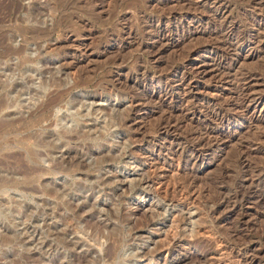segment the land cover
<instances>
[{"label": "rangeland", "instance_id": "374dc122", "mask_svg": "<svg viewBox=\"0 0 264 264\" xmlns=\"http://www.w3.org/2000/svg\"><path fill=\"white\" fill-rule=\"evenodd\" d=\"M227 1L231 4L228 14L233 13L227 16L238 21L249 20L242 10L244 0ZM204 2L193 0L191 7L184 10L179 0H0V264H54L51 258L54 254H58L57 264H123L119 262V257L129 255L134 258L132 264H175V260L164 250L155 256L151 253L155 248L165 249L168 245H175L179 258H191L179 264H264V196L259 202L253 198L243 200V209L247 213L243 217L239 215L240 211L235 210L222 222L213 224L208 214L217 200L218 186L227 187L229 191L240 176L239 169L237 171L232 166L236 157L234 147L257 132L264 135V99L259 104L247 101L246 108L238 111L241 115L247 111L248 115L262 120L259 127L247 122L232 126L235 137L219 142L220 150L216 155L206 152L204 164L197 172L193 171V161L183 167L178 161V152L172 153L176 148L171 150L167 138L158 136L147 142L153 136L161 112L150 115L141 110L136 120L128 124L130 129L120 127L121 121L133 114L126 95L121 91L126 76L132 75L131 80L137 78L138 83H143L153 92L161 91L164 76L173 75L177 62H182L177 58L185 55L184 62L188 67L184 87L198 84L194 91L206 99L215 98L220 104L237 99L235 87L243 83L238 77L239 68L227 73L215 67L214 55L208 48L218 43L214 40L215 36L211 39L213 35L207 33L215 30L221 19ZM138 6H147L146 12L156 16L173 9L176 12L189 11L190 16L201 17L200 22L189 16L183 27L197 34L183 40L174 34L177 43L156 54L154 50L160 44L155 38V21L152 42L149 37L152 28L145 31L137 29L138 23L132 10ZM263 9L264 4L255 10L256 14L264 16ZM164 30L165 38L169 37V32ZM237 31L236 36L240 32ZM127 32L132 33L129 35ZM172 39L170 37V41ZM122 40L125 43L142 41L145 45L153 43V54L145 48L139 50L135 44L122 48ZM23 41L27 43L23 54L4 55L7 48L24 46ZM36 41L40 49L35 47ZM196 49L198 52L193 53ZM58 58H63L61 64H53ZM262 68L264 46L255 56L245 58L240 71H262ZM136 70H139L138 74ZM78 76L87 85L74 89L70 96L83 100L74 106L69 102L62 103L61 108L56 107L49 115V119L53 121L57 117L74 115L73 119L68 118L65 123L52 126L55 132H64L66 137V130H78L79 125H85V131L92 122L98 123L90 131L92 151L102 146L110 150L103 151L101 155H85L79 151L85 166L75 160L66 165L64 152L77 144L62 146L63 139H45L43 128L47 121L41 120L39 112L28 114L29 108H36L37 100L40 101L52 89L54 78L59 88H68ZM42 79L44 85L46 82V92L40 91L38 97L28 94V89H37ZM131 80L127 84L131 85ZM257 81L251 88L263 90L264 76ZM214 85L219 89L207 94L205 89ZM94 93L103 96L99 99L87 97ZM206 105L203 101L200 109L207 117L210 108ZM232 113L229 115L234 117L236 113ZM211 119L207 117L204 120L213 125L218 123ZM180 130L184 132L182 127L176 134ZM130 133L137 137L136 141L130 140ZM263 143L259 145L264 147ZM60 145L61 149L55 150ZM263 160L261 153H252L249 164L251 167L263 165ZM151 163L154 164L152 168ZM190 172L197 176L199 182L196 186L201 187L192 188L195 191L187 188L186 176ZM116 174L119 177H115ZM249 182L242 181V187L247 188L251 185ZM53 185H57L56 192L52 189ZM240 197H237V203ZM69 200L81 208L75 215L71 207L64 203ZM85 202L89 204L85 206ZM102 202L108 203L109 211L102 208ZM220 210L221 215L223 209ZM89 212L94 213L90 220L106 221L107 225L100 229L87 226L84 217L86 219ZM171 214L177 216L176 228L169 224ZM43 219H46L45 224ZM239 219L240 226L236 228ZM55 227L65 233L64 238L74 242L75 246L70 249H47L46 255L41 241L52 240L48 233ZM106 247H113L114 252L117 250L115 259L110 261L103 256ZM244 247L246 253L241 254ZM202 251H209L207 260L194 261L195 255Z\"/></svg>", "mask_w": 264, "mask_h": 264}, {"label": "bare ground", "instance_id": "6f19581e", "mask_svg": "<svg viewBox=\"0 0 264 264\" xmlns=\"http://www.w3.org/2000/svg\"><path fill=\"white\" fill-rule=\"evenodd\" d=\"M179 1L182 2L181 6H183V8H185L184 10H186V9L188 10L191 7L193 0L192 1L189 0L190 2L188 0H179ZM204 1H205L204 3H208L209 7L212 8L213 12L215 14H217V16H219V19H221V21L219 22V24L217 25L215 30L212 29L213 30L212 32L207 33V34L213 35V37L211 36L212 38L209 36L211 39H213L215 36L216 39H214V40L217 41L218 44L214 45L215 47L210 46V45H212V44H210L209 45L210 47L209 48L207 47V48L210 49V52L212 53V55H214L213 56L214 58H212V60L214 59L213 61H215L214 62L215 67H217L218 69H221L222 72L224 70H226L227 73H229L230 71H233L234 69L237 70L239 68L237 70V71H239L238 77L241 78L243 83L240 84L241 86L235 87V93L237 94L236 95L237 99L235 98L236 99L235 100L233 98L234 100L232 102L230 101L228 103H225V100H224L225 104H223V103L220 104V102H218V103L216 102L215 98L206 99V98H204L205 96L198 94L196 91H194L195 89H197L199 87L198 84H191V85L186 84L187 86L184 87L185 86V80H186L185 70L188 67L187 66L188 64L184 62V58H186V55L182 58H179V57L177 58V59H180V61H182V62H177V64L175 65V67L173 69V72H174L173 75L164 76L165 81L163 82V86L160 88L161 91L153 92V90H150V89L146 88L145 86H143V83L142 84L138 83L137 78L135 80H131L132 75L130 77H128L129 75L126 76L125 81L123 82V86H121V89H122L121 91H123V93L126 95L127 100L131 105L130 107H132V113L133 114L129 115V116L127 115L122 121L120 120L121 121L120 127H122L123 129L124 128L128 129L129 128L128 124L130 125V123L132 121L136 120L137 113L141 110L145 111L146 113H150V115L151 114L153 115V113H156V112H159V113L161 112L159 119L157 120V123L155 125L154 131L152 130L153 133L151 132L153 136L151 138H149V140L147 139L148 140L147 142L149 143L150 141L155 140L158 136H163L162 138L165 140L167 138L169 140V144L172 146L171 150H174L173 147L176 148L172 153L175 154L176 152H178L179 157L177 156V158H178V161L181 162L183 167L188 166L191 163V161H193V163H191L192 168H193V171H196V172L204 164L203 163L204 157H205L204 154L206 152L213 154V156L216 155V152H218L220 150L219 142L223 141L226 138L230 141L235 137L234 127H232V126L241 125V124L247 122V123H249V125H250V123H253L257 127H259L258 124L260 122H262V120H259L255 117L251 116V115H248L247 111L245 112V114H242V115L239 114L238 111L241 108H246V104H248L249 102H253L254 104H259L264 99V89L263 90H261V89L257 90L255 88H251L253 84L258 82L257 80L260 76H262V77L264 76V72H263L264 69L262 68V71L260 69H258L259 71H256V69L255 70L251 69V70H246V71L245 70L240 71L241 70L240 67L244 65L245 58H250L251 56H255L256 54H258L260 49L264 46V16L256 14V11H255L257 8H261V6H263L264 0H244V2H242V3H244V5H243L244 7L242 8V10H243L244 14H246V16H249V20L247 19L246 21L245 20L242 21L239 18L238 19L240 21H238L237 18H236V20H234V18L232 16H227L228 10L231 9V4H229V1H227V0H204ZM126 6H128V5H126ZM146 8H147V6L146 7L145 6L139 7L138 6L132 10V12H133L132 15H134V17H135L134 20H136L138 23V25H136L137 29H142L145 31L146 28H149V29L152 28V31H150V33H149V37H150V39H152V42H153V34H151V33L153 32V21H155V31H156L155 38H156V41L159 42V44H160L159 47H157L156 49L154 48L155 49L154 51L157 52L156 54H159V53L165 51L168 47L175 45L177 43L178 40L175 39L174 34L176 36L178 35L177 36L178 39H182V40L185 38L191 37L194 34H197L196 32H191V31L188 32V30L187 29L185 30V28L183 27V25L185 23L184 21L187 20L186 18L190 16L188 13L189 11H186L187 13H185L184 10H183V12L182 11L176 12L173 9L174 8L173 7L172 8L173 10H170L169 12L165 13L164 15L162 14V15L156 16L152 13L148 14L146 12V10H147ZM130 9H131V7H130ZM260 10H262V9H260ZM261 12H263V11H260V13ZM231 14H233V13H231ZM176 16H178L179 19L178 18L176 19ZM183 16H185V17H183ZM190 17H192L191 18L192 20L197 19L200 22L201 17L196 16V15H191ZM181 18H183L184 20L181 21L182 20ZM176 20H179V22L174 23ZM31 28H32V26H31ZM33 28H35V27L33 26ZM164 29H166L170 34L169 37L167 36L168 38L167 37L165 38V36L162 33ZM239 29H241V31ZM34 30L36 31V29H34ZM237 30H239L240 32ZM38 31H39V28H38ZM236 31L239 32L237 36L235 35ZM131 33L132 32H129L128 34L131 35ZM136 33H138V32H136ZM162 36H164V37H162ZM170 37L173 38L171 41H170ZM209 42L212 43L211 40ZM209 42H207V43H209ZM120 43H121L120 44L121 47L122 46H128V45L131 46V45L135 44L139 50H140V48L141 49L145 48L151 54H153V43L145 45L144 43H142V41L139 42L137 40H130L126 43L123 42V40H122ZM26 44H27L26 41H23L24 46H20L19 48H13V47L7 48L4 52L5 53L4 55H21V54H23V52L26 51L25 50L27 47V46H25ZM35 44H36L35 45L36 48L40 47L37 41L35 42ZM192 49H193V47H192ZM190 52H192V51H190ZM194 52H198V50L196 49L193 51V53ZM188 54L191 55V53H189V52H188ZM189 55H187V57ZM62 61H63V58L62 59L58 58V59L53 61V64H55V63L61 64ZM226 61H228L230 63H227ZM77 64H78V62H77ZM136 71L138 74L139 70H136ZM127 73L129 74V72H127ZM221 75H222V73H221ZM39 76L41 79V74ZM197 78H199V77H197ZM82 79H83L82 77L78 76V78H75L73 84L71 86H69L68 88H66V87L59 88L58 84L54 78V81L51 82L52 83V87H51L52 89L51 90L48 89L50 91L46 95L44 94L40 101L37 100L38 105L36 106V108H29V111H28V114H30L32 112H35V113L39 112L38 116L40 118L42 115L41 120L47 121L46 127L43 128V130L45 131L44 132L45 133L44 134L45 139H49V138L51 139L52 137H58L60 139H63L64 142L61 144L62 146H64L63 144L67 145L70 143L77 144L73 148L68 149L64 152L63 155H66V158L64 159L65 161L64 160L63 161L66 162V165H71V163L74 162V160H75V162H77V164L85 166V164H84L85 162H84V160H82L83 156L78 155L79 151L84 152L85 155L86 154L91 155V154H98V153L100 154L105 150H108V151L110 150V148H108L107 146H102V147H99L97 151H92V146L90 143L92 138L90 135L91 134L90 131L97 127L98 123H95V121L92 122L91 126L85 131H83V128H86V127H84L85 125H82V126L79 125L78 130H75V128L73 130H70V131L66 130V133L68 134L67 137H66V134L64 132L63 133L62 132H55L52 129V126H56V123L62 124V123H65L68 118H71V119L74 118V115H68V116L66 115V116H62V117H57L56 120L51 121V119H49V115L51 113H53V111L56 110L55 109L56 107H58V106L60 107V105H62V103L69 102L71 105L74 106V105H76V103L78 101L83 100L81 97L79 98V97L74 96V95L70 96V93L74 89L82 88L85 85H87L85 82H83ZM129 80H131L130 82H132L131 85L127 84V81H129ZM110 85H111V83H110ZM216 85L208 87V89L206 88L205 92L208 94L212 91L214 92V90L217 91L219 89V86H216ZM44 86H46V82L44 85V80L42 79V81H40V85L37 89H33V90L28 89L27 93L30 95H33V96L36 95V97H38L40 91L43 93H44V91L46 92V90H44ZM102 90H100V91L102 92ZM178 90H180L181 93H179ZM102 96H103V94H101V93H94L92 95H88L87 97L99 99ZM209 97H210V95H209ZM228 99H230V98H228ZM203 101H204V103L207 104L206 106H208V108H210L209 112L207 114L208 115L207 117L212 118L211 120H214V121L217 120V122H218L217 124L213 125L212 123H209L210 121L207 122L206 121L207 119L204 120L207 117L205 115H202L201 109H200L201 108L200 104H202ZM247 101H248V103H246ZM82 105H83V103L81 104V106ZM143 106H145V108ZM1 108H2V106H0V110H1ZM230 113H232V114L236 113V114L234 117H232L229 115ZM202 117H204V118H202ZM5 120H7V119H5ZM62 126L65 127V125H62ZM182 127L184 128V132H182V130H180L181 132L176 134V132ZM103 128L104 127H102V129ZM256 129H258V128H256ZM136 131H138V130H136ZM129 137H130V140H132L133 142L136 141L135 139L137 137H135L134 134L130 133ZM263 142H264V135L260 134V132L259 133L257 132L256 134H253V136L250 139L246 140L245 142H240L239 144H237V146L235 145L236 147H234L235 148L234 154L236 157H235L234 162L232 163L234 165H232V166L236 167L237 171L239 169L238 173H240V176L237 177L235 182H233V184H235V185H233L234 187L231 190L227 191L226 190L227 187L223 188L221 186H218V188L216 189L217 200L210 207V210H208L209 208H206L209 211V212L208 211L207 212H208L209 216L211 217V219H212L211 222L213 224L222 222L230 214H232L235 210L240 211L238 213L241 217L245 216L247 213L245 211L246 209L245 210L243 209L244 201L246 199L253 198V199H255V201L257 200V202H259L258 200L262 199V197L264 196V162H263V165L260 164L261 165L260 166L259 164H257V165L255 164L254 167H251V164H249L250 155L252 153H261V155L264 156V147L259 145ZM61 145L58 147H55L56 148L55 150L61 149L60 148ZM262 145H264V143ZM168 151H170V150H168ZM106 154L108 155V153H106ZM150 166L152 168L154 166V164L151 163ZM225 168H226V166H225ZM248 173H250L251 175H249V177H245V176H247ZM187 175H188V177L186 176V178H187L186 181L188 180L187 181V183H188L187 188L197 189V187L199 186V185L196 186L197 181H198L197 176L193 172H190ZM115 177H119V175L116 174ZM183 178H185V177H183ZM180 179H182V178H180ZM150 180L152 181V178H150ZM244 180L250 181L249 183H251V185H248L247 188H246V186L242 187L243 186L242 181H244ZM56 186L57 185L52 186V189H54L55 192L57 190ZM259 186H261V187H259ZM203 187H202V189H203ZM119 188H122V186H120ZM199 188H201V187H198V189ZM194 189H192V190H194ZM197 191H199V190H197ZM200 191H202V190H200ZM113 192H116V190H113ZM239 195L241 196L239 199L240 202L237 203V197ZM61 196H63V195H61ZM171 197H173V196H171ZM62 198H64V197H62ZM165 198H166V195H165ZM64 203L66 204L67 207L69 206L68 208L71 207L72 213L74 215L77 214V212L79 210H81V208H78L77 206L72 204L71 200L66 201ZM88 204H89V202H85V206ZM100 205L102 206V208L104 207L106 210L109 211L110 208L108 209V203L107 202H102ZM245 206H246V204H245ZM220 209H223V213H221V215L219 213ZM220 212H222V211L220 210ZM238 213H237V215H238ZM93 216H94V213L89 212L87 218L85 219V217H84V220H85L84 222H86L85 224L87 226H89V227L94 226V228L100 229V228L105 227L107 225L106 221L95 222V221L90 220L93 218ZM240 219L237 222L236 228L240 226ZM64 221H66V220H64ZM70 221H71V219H70ZM176 221H177L176 214H171L169 224L172 223L174 225V228H176L177 223H178V221H177V223L175 224ZM43 222L45 224L46 219H43ZM230 231H231V228H230ZM48 234L50 237H52V240L41 241V247L43 249V253H45L47 249H52V248L53 249H57V248L70 249L71 247L75 246L74 242L67 241V238H64L65 233L58 230L57 227L50 230ZM233 234H234V232H233ZM93 236H95V235H93ZM94 239H96V238H94ZM165 239L166 238H164V240ZM225 240H226V238H225ZM98 241H100V240H98ZM98 241H96V242H98ZM174 243H176V242H174ZM174 246L169 247V245H168L165 247V249L155 248L154 250L151 251V253H153V255L155 256L158 253H160L161 250H164V252H166L167 256H170V258L175 260V264H179V263H182L184 261H188L189 259H191L188 257H184L183 259L179 258V253L176 254ZM112 248L106 247L105 254H103V256L105 255L107 257V259H109L110 261L116 258L115 252L117 250L114 252V249H112ZM88 252L90 253V251H88ZM245 253H246V248L244 249V251L241 254H245ZM208 254H209V251H202V252L198 253L197 255H195L193 260L197 261V262L205 261V260H207ZM57 256H58V254L57 255L54 254L51 257L54 264H57ZM177 257H178V259H177ZM132 258L133 257L130 255L129 256H121V257H119V262L120 263L122 262L123 264L129 263V262L131 263L132 260H134V258L133 259ZM77 260H79V259H77ZM79 262H82V261H79Z\"/></svg>", "mask_w": 264, "mask_h": 264}]
</instances>
